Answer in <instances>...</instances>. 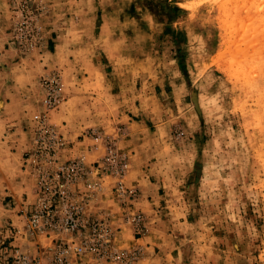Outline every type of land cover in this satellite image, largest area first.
<instances>
[{"label":"crops","instance_id":"crops-1","mask_svg":"<svg viewBox=\"0 0 264 264\" xmlns=\"http://www.w3.org/2000/svg\"><path fill=\"white\" fill-rule=\"evenodd\" d=\"M41 2L46 12L38 17L42 29L39 51L17 54L6 42L13 22L8 1L0 0V264L9 261L13 248L26 253L36 243L41 247L49 245L41 236H29L22 230L24 208L34 200L33 181L23 167V159L32 142L35 120L41 112L38 81L52 69L60 70L65 106L48 112L46 118L51 124H59V130L69 143V151L81 154L86 163L96 160L107 144L127 155L128 170L122 182L136 195L124 210L142 214L145 231L139 237L123 234L118 244L141 250L135 264H261L250 257L245 248L239 250L231 240L223 249L211 247L209 255L212 256L204 258L197 256L194 247L184 242L188 225L187 213L181 207V190H185V179L193 170L197 151H193L192 139L182 140L184 131L176 139L170 134L173 125L182 122L191 136L197 122L202 124L204 112L201 115L196 92H190L189 98L199 118L188 110L178 112L180 84L169 92L173 103L161 105L158 91L163 92L166 85L170 86L164 83L163 77L153 78L145 71L122 72L120 76L116 74L115 83L114 74L104 71L102 62L109 65L113 61L131 59L140 64L144 59L142 50L148 43L143 29L130 21L126 26L124 22L131 0ZM131 25H134L133 34L127 35L125 29L129 30ZM81 60L90 62V77L96 76L101 81L100 88L88 90L93 93L90 98L99 101L100 106L105 105L106 109L116 108L115 114L111 112L95 120L87 116L74 120L67 115L69 109L81 113L82 105L87 104L84 96L73 98L78 87L69 85L87 78L77 72ZM224 109L228 120L229 115L234 117L228 106ZM65 120L70 123L65 124ZM231 122L234 124L235 120ZM212 141L209 137L202 147V173L210 172L207 167L211 166ZM218 153L227 152L219 147ZM199 185L203 190L213 187L210 181H199L196 187ZM93 210L108 212L114 218L120 211L107 192L97 198L88 213ZM222 213L224 219L223 210ZM84 264L96 263L85 259Z\"/></svg>","mask_w":264,"mask_h":264},{"label":"rangeland","instance_id":"rangeland-1","mask_svg":"<svg viewBox=\"0 0 264 264\" xmlns=\"http://www.w3.org/2000/svg\"><path fill=\"white\" fill-rule=\"evenodd\" d=\"M7 1L14 21L11 0ZM126 13V26L130 21L146 35L144 59L140 64L131 59L109 65L102 62L104 71L114 74L115 83L116 74L122 72L145 71L153 78L163 77L170 86L158 91L161 105L173 103L169 92L180 84L178 112L188 110L198 117L190 92L199 94V110L201 115L204 112L202 124L197 122L191 136L182 122H176L170 134L176 139L184 131L182 140L192 139L193 151H197L193 170L185 179V190H181V207L187 213L186 246L192 245L197 256L204 258L212 256L211 247L223 249L231 240L239 250L245 248L250 257L264 264V0H131ZM134 25L125 29L127 35L133 34ZM11 28L6 42L14 53L39 51H17L12 46ZM78 63L77 72L87 78L69 85L78 87L73 98L84 96L87 104L82 105L81 113L67 110L69 118L87 116L95 120L115 114L116 108L106 109L90 98L93 93L88 90L100 88L101 81L90 77L89 61ZM51 72L60 76L58 69L45 75ZM62 102L56 109L64 108ZM227 106L234 114L233 118L229 115L230 120L224 116ZM209 137L213 140L211 166L207 167L210 172L202 173L201 151ZM219 147L227 153H218ZM199 181H210L213 187H196Z\"/></svg>","mask_w":264,"mask_h":264},{"label":"built area","instance_id":"built-area-1","mask_svg":"<svg viewBox=\"0 0 264 264\" xmlns=\"http://www.w3.org/2000/svg\"><path fill=\"white\" fill-rule=\"evenodd\" d=\"M9 4L14 14L12 46L25 53L38 50L42 42L38 17L46 7L38 0H11ZM38 88L41 112L23 159L33 181L34 200L24 208L22 230L29 236H41L49 245L36 243L26 253L13 248L6 264H84L85 259L96 264H135L141 250L118 244L123 234L139 237L145 231L142 214L124 210L136 195L122 182L128 170L127 155L108 144L91 163L81 154H72L63 133L46 118L63 99L59 74L44 75ZM105 192L120 209L117 218L108 212L88 213Z\"/></svg>","mask_w":264,"mask_h":264}]
</instances>
